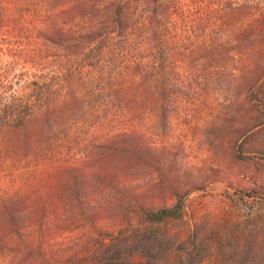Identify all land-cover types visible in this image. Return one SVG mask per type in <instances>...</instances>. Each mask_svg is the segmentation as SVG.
<instances>
[{
	"label": "rangeland",
	"instance_id": "obj_1",
	"mask_svg": "<svg viewBox=\"0 0 264 264\" xmlns=\"http://www.w3.org/2000/svg\"><path fill=\"white\" fill-rule=\"evenodd\" d=\"M236 1L242 4L178 5L177 33L167 36L162 61L157 52H137L107 67L155 62L143 90L149 100L131 88L121 102L110 100V91L87 90L83 112L61 113L66 122L76 117L66 139L49 136L41 147L44 107L59 98L55 87L66 84L64 75L79 76L83 59L69 56L67 64L62 53L46 54L45 64L40 31L53 16L49 10L58 16L77 2L0 0V104L11 107L0 108V126L11 112L29 117L33 140L32 149L12 154L5 146L15 128L0 132V264H65L105 235L115 239L124 211L174 207L173 191L182 199L181 218L142 230L153 239L168 235L170 247L218 228L253 230L252 218L263 217L255 224L264 231V34L233 39L243 26L264 23V0ZM62 23L71 24L63 15ZM211 36L215 53L208 51ZM200 45L207 48L194 50ZM205 247L201 264H215L216 247Z\"/></svg>",
	"mask_w": 264,
	"mask_h": 264
},
{
	"label": "trees",
	"instance_id": "obj_2",
	"mask_svg": "<svg viewBox=\"0 0 264 264\" xmlns=\"http://www.w3.org/2000/svg\"><path fill=\"white\" fill-rule=\"evenodd\" d=\"M75 2H77L76 5H70L58 16H55V9L54 11L49 10L53 16L40 31L45 64L48 63L45 59L46 54L54 56L64 54L67 64L71 62L69 56L79 57L86 62L83 63L81 60L82 68L78 77L63 76L61 81L66 84H61L62 90L59 86L55 87L59 98L45 105V111L41 117L39 140L36 142L41 147L47 146L46 137L49 136L66 139V132L69 128L73 129L68 124L74 122L76 117L70 115L71 118L66 122L61 113L62 111H74L75 107H80V112H83L84 104L80 105L82 98L80 96L84 95L87 90L110 91L107 94L110 100L121 102V100L125 101V97L124 99L122 97L123 91L131 88L143 94L141 95L142 100H149L150 97L148 98L143 90L153 80L155 62L152 66L149 62L137 64L133 69L127 67L130 66L128 63H124L125 70L119 71L107 67L113 65L114 58H116L115 62H118L124 56H133L137 52H157L159 60L162 61V58L168 54L167 36H171L172 32L177 33L172 26L180 10L178 5H219L220 2L230 5L242 4V1L235 3V0H75ZM232 10L234 15L239 12V9ZM197 14L199 12L195 13V18ZM62 15L70 20L71 24L62 23ZM184 16L183 12L180 15L181 19L185 20ZM233 27L232 24L229 25L231 33L235 32ZM194 29H199L196 22L192 30ZM259 33L264 34V23L250 24L249 28L243 26L233 39L241 41L248 36L247 34H250L249 39L252 40L258 37ZM181 35L183 34L180 33L179 37L178 34L176 35L178 40H182ZM208 40L213 45L208 47V51L217 52V39L211 36ZM206 48L200 45L194 50L201 51ZM225 48V45L221 47L223 53L226 52ZM177 72V70L174 71L173 76H178ZM164 75L165 73L161 75L163 76L162 81L166 78ZM62 91L67 93V98L62 97ZM130 104L133 106L136 102L133 100ZM1 107L8 108L6 104H0ZM10 108L9 106L8 109ZM47 110H53L54 113L59 112V118L48 120ZM31 120L29 117H22L11 112L0 126V132L13 130V128L16 130L13 133L16 137L13 138L12 143L5 146L12 154L18 152L21 146L32 149L33 140H27L28 124ZM76 123L80 122L76 121ZM87 126L88 122L83 120L81 127ZM172 197L177 200L172 208L141 206L136 211H124L122 213L124 227L117 231L115 239H109L111 235H105L100 245L96 242L87 245L80 253L69 258L65 264H201L205 259L203 253L206 243L216 247L212 256L215 264H264L263 226L259 225V227L255 224L257 221L261 223L263 217L252 218V221L248 222L254 225L253 230H239V227L235 226L227 232L225 227L218 228L210 234L205 233L201 239L199 234H195L178 247L169 246L168 235L163 236V239L155 237L153 239L152 235L148 234L149 232L142 233V230L148 231L181 218L182 199L177 191H173ZM223 222L227 224V221ZM135 224H137L138 232L134 231ZM220 226L221 224L218 225Z\"/></svg>",
	"mask_w": 264,
	"mask_h": 264
}]
</instances>
